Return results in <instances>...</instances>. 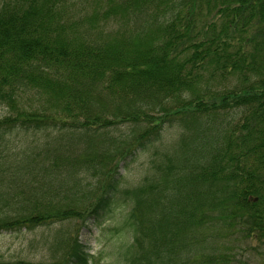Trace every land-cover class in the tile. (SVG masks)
<instances>
[{
    "label": "trees",
    "instance_id": "trees-1",
    "mask_svg": "<svg viewBox=\"0 0 264 264\" xmlns=\"http://www.w3.org/2000/svg\"><path fill=\"white\" fill-rule=\"evenodd\" d=\"M79 2L0 0V235L47 255L0 264H96L64 226L122 205L117 264H219V224L264 238V0ZM215 77L235 82L208 100ZM218 109L241 111L238 134L196 132ZM178 121L120 188L121 161Z\"/></svg>",
    "mask_w": 264,
    "mask_h": 264
},
{
    "label": "rangeland",
    "instance_id": "rangeland-1",
    "mask_svg": "<svg viewBox=\"0 0 264 264\" xmlns=\"http://www.w3.org/2000/svg\"><path fill=\"white\" fill-rule=\"evenodd\" d=\"M78 3L80 0H74ZM80 3V2H79ZM92 5V4H91ZM90 6V5H89ZM217 15H210V20H216ZM113 28L117 27V24L111 25ZM109 26V27H110ZM109 27H106L107 29ZM210 82V91L208 96L217 97L221 95L222 89L232 85L235 80L229 78L223 80L219 77H215ZM239 109L223 110L218 109L215 113L201 115L206 125H199L196 132L207 133V130L215 131L216 136L220 137L228 132L231 128H237V133L241 130V123L243 114ZM10 114V110L6 105L0 104V118ZM189 116H197V114H185ZM188 116V117H189ZM188 118H186L187 120ZM217 125V126H216ZM165 135L158 141L151 143L148 149L152 152L146 154L145 152H137L133 157L127 158L120 163L121 178L119 181V187L133 186L137 184L141 178L148 174L151 170L150 159L155 158L157 152L163 153L164 151L170 152V148L179 141L183 132H187L185 123L180 124L173 123L172 127L165 126ZM239 130V131H238ZM16 140V139H14ZM210 144L215 146L217 143L212 139H208ZM124 206H114L113 209L104 214L101 221H95L96 217H91L87 221L71 220L69 225L64 228H70L73 235L76 231H79L78 238L86 246V250L96 258V264H117L118 248L121 247L124 242L129 240L127 233L115 229L118 227L121 216L124 214ZM85 223V224H83ZM216 225L213 227L212 237L206 241V250L208 254L217 256L222 255L223 261L219 264H264V238L257 234L245 237V231L243 229L225 230L222 226ZM46 228V227H44ZM46 230V229H45ZM42 231V230H41ZM29 232L24 234L19 233H6L0 235V259L11 260L18 258H29L34 261L46 258V254L43 252H36L38 246L27 244L25 238H32ZM29 245V246H28ZM212 256V257H213ZM225 257V258H224ZM228 258V259H227ZM226 259V260H224ZM226 261V262H224ZM217 261H215L216 263ZM223 262V263H222ZM217 264V263H216Z\"/></svg>",
    "mask_w": 264,
    "mask_h": 264
}]
</instances>
